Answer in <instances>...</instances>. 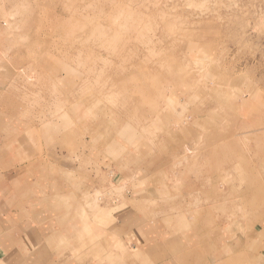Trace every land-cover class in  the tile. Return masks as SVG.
I'll return each mask as SVG.
<instances>
[{
	"label": "rangeland",
	"instance_id": "374dc122",
	"mask_svg": "<svg viewBox=\"0 0 264 264\" xmlns=\"http://www.w3.org/2000/svg\"><path fill=\"white\" fill-rule=\"evenodd\" d=\"M0 101L25 147L110 170L88 210L165 217L169 264H259L264 0H0Z\"/></svg>",
	"mask_w": 264,
	"mask_h": 264
},
{
	"label": "crops",
	"instance_id": "0c3cea01",
	"mask_svg": "<svg viewBox=\"0 0 264 264\" xmlns=\"http://www.w3.org/2000/svg\"><path fill=\"white\" fill-rule=\"evenodd\" d=\"M2 107L0 101V264H169L186 251L164 238L165 217L134 212L133 200L125 209L109 201L107 208L88 210L85 192L100 187L110 170H72L37 139L25 147L33 127L5 118ZM239 251L244 262L245 248Z\"/></svg>",
	"mask_w": 264,
	"mask_h": 264
}]
</instances>
